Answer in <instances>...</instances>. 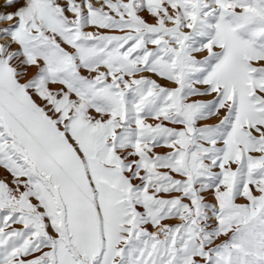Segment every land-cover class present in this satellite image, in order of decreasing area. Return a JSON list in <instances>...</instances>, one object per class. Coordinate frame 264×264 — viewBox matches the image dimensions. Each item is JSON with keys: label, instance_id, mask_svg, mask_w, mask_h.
I'll use <instances>...</instances> for the list:
<instances>
[{"label": "snow or ice", "instance_id": "6c2138e0", "mask_svg": "<svg viewBox=\"0 0 264 264\" xmlns=\"http://www.w3.org/2000/svg\"><path fill=\"white\" fill-rule=\"evenodd\" d=\"M0 264H264V0H0Z\"/></svg>", "mask_w": 264, "mask_h": 264}]
</instances>
